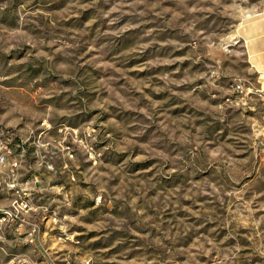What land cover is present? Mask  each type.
<instances>
[{
	"label": "rangeland",
	"instance_id": "1",
	"mask_svg": "<svg viewBox=\"0 0 264 264\" xmlns=\"http://www.w3.org/2000/svg\"><path fill=\"white\" fill-rule=\"evenodd\" d=\"M5 129L0 264H264V0H0Z\"/></svg>",
	"mask_w": 264,
	"mask_h": 264
},
{
	"label": "built area",
	"instance_id": "2",
	"mask_svg": "<svg viewBox=\"0 0 264 264\" xmlns=\"http://www.w3.org/2000/svg\"><path fill=\"white\" fill-rule=\"evenodd\" d=\"M15 141L14 133L10 129H5L2 137L0 136V196L3 187L6 185L8 189H14L17 191L16 186L18 184V165L19 159L13 150ZM4 182V184L2 183ZM28 195L25 189H23V198H13L11 207L0 206V219H4L7 214L18 215V211L25 210L27 206V200L25 197ZM13 205V206H12Z\"/></svg>",
	"mask_w": 264,
	"mask_h": 264
},
{
	"label": "crops",
	"instance_id": "3",
	"mask_svg": "<svg viewBox=\"0 0 264 264\" xmlns=\"http://www.w3.org/2000/svg\"><path fill=\"white\" fill-rule=\"evenodd\" d=\"M262 31H260V33H261Z\"/></svg>",
	"mask_w": 264,
	"mask_h": 264
}]
</instances>
